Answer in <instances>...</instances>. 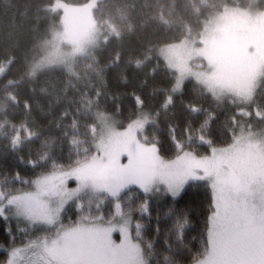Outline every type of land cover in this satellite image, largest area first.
<instances>
[{
	"label": "trees",
	"instance_id": "1",
	"mask_svg": "<svg viewBox=\"0 0 264 264\" xmlns=\"http://www.w3.org/2000/svg\"><path fill=\"white\" fill-rule=\"evenodd\" d=\"M55 1L0 0V65L4 66L0 71V177L6 173L10 176L18 168L21 176L30 180L56 169L55 165H76L96 153L95 110L111 111L123 120L147 113L150 121L144 128V139L165 158L186 150L208 152L195 135L205 109L216 112L211 127L201 129L212 136V146H225L232 141L235 126L226 114L242 108V104L232 98L216 102L211 93L192 80L184 84L182 91L172 93L174 74L156 50L182 36L197 35L207 16L222 6L246 5L249 0H97L94 16L104 29L105 38L95 56L79 57L72 70L55 67L32 75L29 59L36 52L32 50L57 24L60 15V9H50ZM59 1L81 7L90 0ZM166 95L172 101L162 106ZM135 96L142 99V104H136ZM185 103H195L200 110L192 113ZM247 109L264 114V78ZM188 120L191 140L182 131ZM221 121L233 131H226ZM20 124L35 130V135L26 138L20 128L19 146L13 147L10 137ZM169 124L175 126L182 148L177 149L169 138ZM71 137L77 138L75 145L69 143ZM30 157L37 162L35 167L26 163ZM6 187V180L0 182V190ZM209 198V187L198 183L195 187L190 185L181 199V207L186 203L192 206L184 236L188 247L177 256L181 264H191L192 255L204 250L201 238ZM131 199H138L135 192ZM168 202L162 193L153 191L151 220L145 236H151L158 213L163 227V209ZM102 208L108 213L111 205L105 202ZM132 224L134 230L135 221ZM151 259L152 264L157 260L164 264L159 253Z\"/></svg>",
	"mask_w": 264,
	"mask_h": 264
},
{
	"label": "snow or ice",
	"instance_id": "2",
	"mask_svg": "<svg viewBox=\"0 0 264 264\" xmlns=\"http://www.w3.org/2000/svg\"><path fill=\"white\" fill-rule=\"evenodd\" d=\"M3 67L0 65V71ZM173 88H180L179 80ZM134 99L137 105L142 104L139 96ZM248 99L244 96L245 101ZM171 101L166 95L162 106ZM185 107L192 113L200 110L195 103H185ZM204 111L195 135L208 148V154L201 157L194 150L180 153L177 164L159 174L161 186L155 188L157 177L152 174L134 168L107 171L102 169L109 165L91 163L68 168L55 165L56 171L31 182L18 168L10 176L6 173L0 177V182L7 181V187L0 190V264H152L151 258L157 253L164 264H181L177 256L188 247L184 236L192 217V206L186 203L181 207V199L190 185L209 181V207L201 238L204 250L192 255L191 264H264V167L236 169L223 175L221 162L241 136L233 135L231 144L217 150L212 146V136L201 132L211 127L216 112ZM253 111L261 116L260 111ZM240 114L247 117L253 113L238 107L226 118L235 126ZM221 125L233 131L223 121ZM190 127L188 120L182 129L189 140ZM20 128L26 138L35 135L26 124L16 125L10 137L13 147L19 146ZM168 128L169 138L177 149L182 148L175 126L169 124ZM76 139L71 137L69 143L75 145ZM26 163L35 167L37 162L30 157ZM29 183L35 190L22 187ZM130 183L134 187L127 188ZM153 191L162 193L169 202L163 209V227L158 213L148 237L144 230L151 220ZM41 192H50L55 200L41 199ZM133 192L138 199H131ZM105 202L111 205L108 213L102 208ZM114 231L119 233L118 241L112 237Z\"/></svg>",
	"mask_w": 264,
	"mask_h": 264
},
{
	"label": "rangeland",
	"instance_id": "3",
	"mask_svg": "<svg viewBox=\"0 0 264 264\" xmlns=\"http://www.w3.org/2000/svg\"><path fill=\"white\" fill-rule=\"evenodd\" d=\"M262 1L249 0L246 5H224L207 16L197 35H185L158 46L157 56L174 74L172 93L182 91L184 84L192 80L211 93L216 102L222 103L226 98H232L242 104V108L249 110L247 108L256 87L264 78ZM96 3L97 0H90L79 7L57 0L50 6L53 10L60 9V15L57 24L51 26L47 36L32 50L36 52L29 59L30 74L55 67L72 70L79 57L95 56V50L105 38L104 29L94 16ZM178 80L180 88L174 89L173 85ZM246 95L249 96L247 101L244 100ZM252 113L237 118L233 135H240L241 139L221 162V171L225 176L236 169L264 167V114L257 117L255 111ZM94 117L97 125L96 153L81 163L109 165L108 169H102L107 171L134 168L156 176L154 188L161 186L159 174L172 169L180 153L165 158L151 143L145 141L144 128L150 121L147 113L142 112L132 119L123 120L113 112L102 109L95 110ZM232 142L233 136L229 144ZM229 144L213 147L219 150ZM195 154L202 157L208 152ZM205 184L209 187L210 181ZM126 187H134V184L130 183ZM23 188L35 190L31 183ZM40 198L55 200L50 192H41ZM112 237L117 241L120 239L116 231Z\"/></svg>",
	"mask_w": 264,
	"mask_h": 264
}]
</instances>
